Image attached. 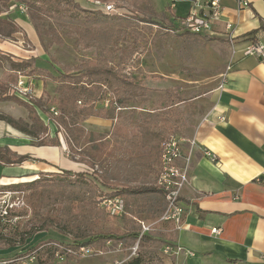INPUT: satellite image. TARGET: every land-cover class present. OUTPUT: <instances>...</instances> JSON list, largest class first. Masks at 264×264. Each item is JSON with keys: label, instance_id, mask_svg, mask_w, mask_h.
Returning <instances> with one entry per match:
<instances>
[{"label": "rangeland", "instance_id": "obj_1", "mask_svg": "<svg viewBox=\"0 0 264 264\" xmlns=\"http://www.w3.org/2000/svg\"><path fill=\"white\" fill-rule=\"evenodd\" d=\"M76 1L87 9L100 7L93 2L95 0ZM100 1L116 6L115 11H108L110 13L119 14L120 12L123 15L148 18L157 24L135 22L122 29L107 50H104L103 46L96 41L79 42L80 24L78 22L69 25L25 5H22L25 10L21 14L20 4L16 1L0 0V18L2 19L0 21V52L16 54L14 57L21 60L16 62L22 64L17 69L19 71L5 72L0 79L3 82V87L2 85L0 87V96H3L0 98V114L30 122L29 109L12 99H5L4 96L14 94L26 101H31L35 104L37 113L48 125V134L45 137L52 138L56 132V126L51 121L50 114L54 113L57 107V93L64 88L63 82L67 79L65 74L58 76L59 72L63 70L77 72L89 64H94L102 56L110 60V66H119L127 77H134L138 85V88L126 91L132 98L124 106L116 105L115 92L110 91L106 86L98 92L97 99L92 102L102 113L100 116L92 115L80 120L77 127L79 130L96 133L108 132L109 134L100 141L93 142L80 151L70 150L63 137L64 131L60 130L59 136L63 140L67 156L75 162L73 172L80 170L92 172L91 162L98 174L106 173L111 168L119 166V160L126 159L130 154L128 149L130 137L138 132L142 121L148 119L153 110L164 107L169 101L175 103L163 108L165 114L162 117H170L168 126L170 134L183 135L179 133V128L187 126L193 118L183 107L182 100L176 101L201 93L214 82L219 86L227 71L225 67L218 76H211L209 74L211 63H208L209 60L205 58L206 54H186L185 50L195 45V41L190 37L191 34L172 29L174 23L179 22V17L187 15L188 10L195 8L193 1L178 0L172 8L171 0ZM119 2L122 5L120 8L116 5ZM59 8L63 13L70 15L73 13L70 9L66 10L63 5ZM133 9L136 11H132ZM79 14L90 17L81 12ZM121 54L127 56L119 64ZM3 57L11 60L0 53V58ZM9 60L6 64L12 66ZM20 78L24 82L21 87L18 86ZM24 86L28 87L30 92L23 93L20 88ZM107 100L108 104L105 105ZM56 112L55 115L58 116L60 114L58 109ZM37 136L43 137V133L38 132ZM33 138V142L37 143L38 139ZM55 175L75 178L72 172L66 175V172L62 173V170L45 171L32 177L28 176L26 181L14 180L9 184L0 185V189H5L2 192L15 191L12 199L18 202L17 207L0 218V260H8L10 264H135L136 262L164 264L161 242L139 241L136 251L132 250V247L136 245L137 240L132 239L123 243L108 240L102 246L94 248L100 249L101 253L93 251L73 254L66 252L63 247L53 251L49 246L68 239L67 235L57 232L53 226L45 230L39 229L43 225V218L55 213L54 206L49 204L40 211L33 210L28 202L31 188L25 189L19 185L32 180H38V183H41L44 181L43 178L54 181ZM123 179H126L124 175ZM141 182L153 183L154 177L142 179ZM16 186L22 189L18 190ZM100 186L104 193L110 191L105 185L100 184ZM120 218L106 213L101 220V228L118 232H124L126 229L131 232L137 230L136 222V224L133 222L125 226ZM155 218L153 214H145L143 219L151 221ZM34 228L38 229L33 230ZM23 233L29 236L25 242H22L21 234Z\"/></svg>", "mask_w": 264, "mask_h": 264}, {"label": "crops", "instance_id": "obj_2", "mask_svg": "<svg viewBox=\"0 0 264 264\" xmlns=\"http://www.w3.org/2000/svg\"><path fill=\"white\" fill-rule=\"evenodd\" d=\"M220 4L222 12L211 21L210 35L182 29L179 22L172 28L191 34L195 45L186 54H206L211 76L229 69L221 87L214 82L205 91L182 99L193 120L180 127L179 133L195 141L180 197L182 226L159 222L146 234L149 242H161L162 251L166 244L182 247L177 253L163 252L164 264H264V59L243 52L251 42L264 46V0H249L244 8L236 0H220ZM227 34L232 35V42ZM0 53L21 61L16 54ZM7 60L0 58V79L5 72L19 71L7 65ZM33 140L0 120V149L31 158L0 162V185L26 181L39 172L74 170L75 162L68 158L62 139L60 145H37ZM186 147L188 142L184 152ZM184 163L178 160L179 165ZM145 214L159 215L141 213L134 221Z\"/></svg>", "mask_w": 264, "mask_h": 264}, {"label": "trees", "instance_id": "obj_3", "mask_svg": "<svg viewBox=\"0 0 264 264\" xmlns=\"http://www.w3.org/2000/svg\"><path fill=\"white\" fill-rule=\"evenodd\" d=\"M14 1L20 5L39 10L44 15L54 17L56 20L69 25L78 22L80 24V28H78L79 42L96 41L103 46L104 50H107L122 29L135 22L157 24L152 19L138 18L135 15L128 16L120 12L119 14L105 12L101 8L87 9L76 0ZM115 1L123 2L125 0ZM120 2L116 3L119 8L122 6ZM61 5L73 13L71 15L63 13L62 9L59 8ZM114 8L116 9V6ZM132 11H136V9ZM79 12L90 17L80 15ZM0 21H2L1 18ZM126 56V54L120 55L119 64L125 60ZM109 61L106 56H102L94 64H89L77 72H65L64 70L59 72L58 76L65 74L67 79L63 82L64 88L58 91L56 97L57 107L55 109H58L60 114L58 116L53 112L50 114L51 121L56 126L54 137L50 139L45 137L48 134V125L37 113L35 104L14 94L4 96V98L12 99L28 108L30 122H23L5 114H0V120H4L30 137L37 138V145H60L58 132L62 129L64 140L70 150L80 151L87 145L100 141L109 133L84 131L77 127L80 120L92 115L100 116L102 113L92 102L97 99L98 92L103 86H106L110 91L115 92L116 105L124 106L132 98L126 91L138 88L134 77H127L123 74L121 67H112ZM11 64L17 69L22 65L15 61ZM1 85L3 87V82L0 81V87ZM173 103L175 102L169 101L164 107L171 106ZM164 107L153 110L149 114V118L142 121L138 132L130 137L128 148L130 154L128 157L120 159L119 166L111 168L106 173L98 174L91 162L92 172L62 170V173L66 172V175L72 172L75 176L73 179L55 175L54 181L43 178L44 181L41 183H38V180H32L22 182L19 185L25 189L31 188L28 202L33 210L39 209L40 211L49 204L54 206L55 213L50 217H44L43 225L39 229L45 230L53 226L57 232L67 235L68 239L65 242H56L54 246H49L53 251L63 247L66 252L76 254L81 246L100 247L108 240L123 243L128 239H137L135 231L131 232V230L126 229L124 232H118L117 230H103L101 228V220L106 216V212L100 204L103 196H121L124 199V212L119 217L125 226L135 223L134 218H138L141 213L161 212L164 205V193L154 185V182H141V180L157 175L161 146L171 133L168 131L170 117H162L165 114ZM155 125L158 127L154 128ZM38 132H42L43 137L39 138ZM28 159H31L28 155L15 156L8 149H0V162L20 163ZM123 175L126 179H123ZM100 184L105 185L110 191L104 193ZM19 187H17L18 190H21L22 188ZM37 189L39 191H36ZM37 229L34 228L33 230ZM21 237L22 242H25L29 236L23 233ZM150 239L148 235L141 237L142 242H149ZM64 244L65 246H62ZM0 264H10V262L0 260Z\"/></svg>", "mask_w": 264, "mask_h": 264}, {"label": "built area", "instance_id": "obj_4", "mask_svg": "<svg viewBox=\"0 0 264 264\" xmlns=\"http://www.w3.org/2000/svg\"><path fill=\"white\" fill-rule=\"evenodd\" d=\"M177 0H171V8L175 6ZM99 5L103 11H115L114 5L111 3L101 2L100 0L93 1ZM195 8L191 10L185 17L180 18L179 24L182 29L188 30L196 34H211L210 25L211 21L217 19L222 12V6L220 0H193ZM240 8H244L249 5V0H236ZM20 12L24 13V7L19 5ZM230 28L229 24L225 26ZM228 41L232 42L233 37L231 34H227ZM246 55H254L261 59H264V46L260 43L251 42L248 43L244 50ZM229 67L227 66V70ZM226 81V73L220 83V87ZM23 80H18V86L21 87ZM21 91L23 93L30 92L29 88L24 86ZM108 104V100L105 105ZM56 109L54 114H56ZM188 142L186 152H184L185 143ZM195 141L193 139H187L184 136L170 134L162 143L160 159L157 166V175L154 181L156 185L164 193V205L159 215L151 220L145 221L143 219H137L139 231L137 232V243L132 250L136 251L139 239L143 235L152 232L159 222L172 221L177 228L182 226V217L184 214V208L181 204V192L185 184L187 183L188 174L187 166L189 162V155L193 148ZM184 160L183 165L178 164L179 159ZM12 192L0 191V218L7 215L13 208L18 206V202L12 199ZM101 206L104 208L109 216H121L124 212L125 202L121 196H103L100 201ZM20 206V205H19ZM212 232H219L218 228H212ZM95 247L81 246L77 253H92L93 251L101 253L100 249H94ZM182 250L180 246H171L166 244L163 248L164 253L174 252L177 253ZM192 254V252H189Z\"/></svg>", "mask_w": 264, "mask_h": 264}]
</instances>
